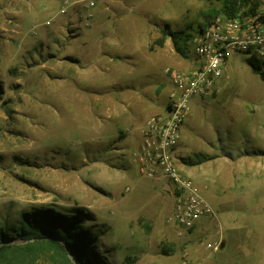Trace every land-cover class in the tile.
Returning a JSON list of instances; mask_svg holds the SVG:
<instances>
[{
	"label": "rangeland",
	"instance_id": "rangeland-1",
	"mask_svg": "<svg viewBox=\"0 0 264 264\" xmlns=\"http://www.w3.org/2000/svg\"><path fill=\"white\" fill-rule=\"evenodd\" d=\"M95 1L0 0V227L34 206H83L110 264H264V79L247 53L232 52L220 90L192 103L186 144L174 152L178 163V153L223 155L204 174L209 186L198 184L217 211L210 231L169 222L172 194L135 160L152 102L145 83L160 89L158 112L174 88L159 57L173 40H157L168 23L197 31L222 0ZM108 50L127 54V67L104 59ZM172 57L177 68L195 64L192 54ZM118 111L133 118L128 141L111 118ZM220 238L226 245L207 248Z\"/></svg>",
	"mask_w": 264,
	"mask_h": 264
},
{
	"label": "built area",
	"instance_id": "built-area-1",
	"mask_svg": "<svg viewBox=\"0 0 264 264\" xmlns=\"http://www.w3.org/2000/svg\"><path fill=\"white\" fill-rule=\"evenodd\" d=\"M90 0L88 6H94ZM195 64L188 69L166 68L175 91L170 95L166 111L151 114L141 128L142 141L135 153L140 172L153 181L170 185L173 212L169 222L184 229L195 228L203 218H214L216 209L200 192L197 184L180 168L174 152L183 138V127L191 114L196 98L212 97L222 81L230 77L229 56L247 53L264 59V15L244 13L219 15L196 32L191 40ZM223 238L207 243V248L219 250Z\"/></svg>",
	"mask_w": 264,
	"mask_h": 264
},
{
	"label": "trees",
	"instance_id": "trees-1",
	"mask_svg": "<svg viewBox=\"0 0 264 264\" xmlns=\"http://www.w3.org/2000/svg\"><path fill=\"white\" fill-rule=\"evenodd\" d=\"M259 10L257 0H222L221 6L208 13L197 31L193 27L174 30L168 23L164 36L157 43L163 46L166 37L170 36L174 50L188 57L193 31L205 28L212 18L257 13ZM262 13L264 15V11ZM247 60L252 70L264 79V59L247 56ZM207 158L211 156L199 153L196 158L183 157L181 161L195 165ZM91 220L89 210L83 206L68 211L57 210L54 206H34L22 212L18 225L0 227V264H36L41 259L50 264H110L98 252L101 230L96 224H90Z\"/></svg>",
	"mask_w": 264,
	"mask_h": 264
},
{
	"label": "crops",
	"instance_id": "crops-1",
	"mask_svg": "<svg viewBox=\"0 0 264 264\" xmlns=\"http://www.w3.org/2000/svg\"><path fill=\"white\" fill-rule=\"evenodd\" d=\"M166 46H168V44H166ZM166 46H164V48L162 49V51L159 52V54H160L159 57L160 58H164L167 63H171V64H168V65L170 67H173V69H181V68L174 67L172 65L173 63L171 61L174 60L173 57H172V55H174V54L176 55V52L174 51L172 45L169 46L168 48H166ZM104 54L106 56L104 59L109 60V61L110 60L111 61H114V57H117V59L119 60V65H121L123 67H127L125 65H128L129 64L128 61H126V60H128V57L125 60H122L121 59L122 57L126 56L127 54H125V55H117V54H113L109 50L108 51H105ZM147 54H150V53H147ZM128 56H130V58L133 57L132 54H128ZM168 65H166V67H169ZM191 66H193V65L191 64L189 66V68ZM80 68L81 67L79 66V69ZM64 78H66V77H64ZM114 87H116V86H114ZM127 87L129 88V86H127ZM105 88H106V89H104L105 91H102V89H98V88L97 89L94 88V89H92V91L97 92L98 94H101V92H109V89L110 88L108 86H106ZM165 88L167 89L168 87H165ZM78 89L79 90H82V89H84V87L79 86ZM118 89H120L121 92L125 93L124 92L125 91V87L118 86V87H116V90H118ZM170 89H171V92L168 94V97H170V95L175 91V87L174 88L173 87H170ZM159 91H160L159 88H156L154 86L152 87V85H149V82L145 83V86L143 87L142 95L143 96H151L150 97V100L152 101V102H146L145 103V107L147 109V115L148 116L151 115V114L159 113L158 110L156 108H154L155 103L157 102L156 101L157 99H155V97H158ZM121 113H122L121 111H118V116L111 117V118H114L113 120L115 121V123L116 122H119L122 125V128L125 129L124 130V133L126 134V136H125L124 140L125 141H128V139H130L131 136H130V132L128 131L129 130V127L126 126V123L128 121H130V120L132 121L133 118H131L129 116H126V115L120 116ZM190 115H189V117H190ZM189 117H188V119H190ZM183 128L186 129L185 127H183ZM183 134H184V130H183ZM142 139H143L142 138V135H140V137L138 139V146L140 145ZM185 144L186 143L184 141V136H183L182 140H180V142H179L178 146L176 147V149L179 151L180 147L182 145H185ZM259 152H264V151H259ZM259 152H257V153H259ZM206 154H208V153H206ZM177 155H182L183 157H186L187 156V155H183L182 153H178ZM208 155L211 156V158L204 159L203 161H201V162H199V163H197L195 165H189L187 163H184L183 161H181V159H180V162L178 163L179 164V168L184 173H186L187 175H189V178L193 179V181H195V183L197 184V186H198V184L199 185H203L205 187L209 186L208 178H205V175L204 174L207 173L209 175V173L211 172V170H210L211 164L214 163L216 160L221 159L222 156H223L220 153H216V155H214V153H210ZM237 156H241L242 157L243 156L242 155V152L239 153V154H237ZM187 157H189V156H187ZM191 158H193V157H191ZM210 219L211 218L203 217L197 223V225L195 226V228L197 230H200L201 232H208V231H210L211 230V225H212L211 224L212 221ZM233 235L237 239L238 236H236V232ZM223 243L226 245V240L224 238H223Z\"/></svg>",
	"mask_w": 264,
	"mask_h": 264
},
{
	"label": "water",
	"instance_id": "water-1",
	"mask_svg": "<svg viewBox=\"0 0 264 264\" xmlns=\"http://www.w3.org/2000/svg\"><path fill=\"white\" fill-rule=\"evenodd\" d=\"M166 187L168 188V189H170V185H166ZM10 243V242H9ZM69 254H70V256L72 257V254H71V252L69 251Z\"/></svg>",
	"mask_w": 264,
	"mask_h": 264
}]
</instances>
